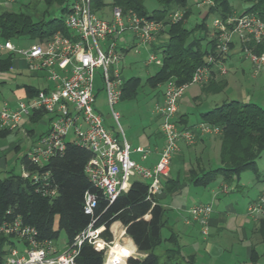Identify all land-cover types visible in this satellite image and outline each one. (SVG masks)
<instances>
[{
    "label": "built area",
    "instance_id": "built-area-1",
    "mask_svg": "<svg viewBox=\"0 0 264 264\" xmlns=\"http://www.w3.org/2000/svg\"><path fill=\"white\" fill-rule=\"evenodd\" d=\"M182 15V11L175 10L169 19L176 22ZM63 22L68 35L57 31L48 40L27 47L0 39V51L20 56L30 73L43 72L49 83L48 87L17 101L14 106L3 103L0 106V130H15L20 127L23 117L35 111L44 112L48 116V127L26 152L28 160L36 168H41L50 157L62 153L69 142L87 148L91 157L84 172L110 202L128 189L134 177L145 180L149 195L156 197L162 191V179L169 175L178 143L182 141L191 145L199 137L220 133L219 126L204 121L191 127L178 123V100L188 85L206 82L217 72L225 74L226 61L234 50L249 60L252 76L264 70V53L258 54L248 46L264 40V21L254 13L235 12L224 18L215 16L205 64L197 66L186 83L177 84L174 79L164 83L162 101L155 105L164 145L157 162L149 168L131 158V153L135 152L142 160L146 159L149 154L146 147H132L122 132L113 133L104 126L102 116L94 107V77L98 72L111 117L118 122L119 114L113 110V105L120 99L123 79L117 63L125 49L118 48L117 38L130 33L140 45L157 44L163 23L140 16L133 10L123 11L117 6L111 8L110 18H103L91 10L90 0H73ZM144 64L161 66L162 57L150 53ZM20 168L21 177L33 183L34 191L49 197L56 195L49 183L48 172L30 171L23 165ZM95 203V194L86 191L85 213H92ZM212 211L210 203H197L187 209L189 218L199 225L203 237L209 233ZM247 213L264 215V192L249 203ZM103 231V225L94 227L88 224L70 241L59 246L58 239L40 238L35 227L24 223L19 214L7 209L0 212V235L11 238L15 245L8 248L3 264H77L83 243L102 252V264H131L130 259L145 256L130 247L122 236L108 239L103 236Z\"/></svg>",
    "mask_w": 264,
    "mask_h": 264
},
{
    "label": "trees",
    "instance_id": "trees-1",
    "mask_svg": "<svg viewBox=\"0 0 264 264\" xmlns=\"http://www.w3.org/2000/svg\"><path fill=\"white\" fill-rule=\"evenodd\" d=\"M44 8L42 18L35 20L24 11L5 10L0 13V39H29L42 42L48 40L55 32L68 35L63 18L51 17L45 19L50 8L58 6L66 13L73 0H41ZM157 7L148 10L146 0H111V7H120L123 11L133 10L138 15L148 19L161 21L167 38L152 44V48L160 51L162 64L153 75L142 80L131 76L121 85V99H134L142 85L157 88L169 79L177 84L190 80L197 66L205 64L207 46L212 42L202 35H194L196 29L205 27V19L209 14L217 17H227L236 11L230 0H213L201 22L192 28L185 27L184 22L191 13L187 0H154ZM246 3L241 12L254 13L264 21V0H241ZM105 0H90L93 12H99L105 6ZM183 10L181 19L171 22L169 15L177 9ZM163 31V30H162ZM205 41V43H204ZM204 43V44H203ZM248 46L256 53H264V40L259 43H249ZM11 57V55H9ZM9 57L0 59V71L8 69ZM209 85L214 81H209ZM27 97L34 95L38 89L24 85ZM204 90V88L202 89ZM45 113L35 111L29 117L37 121ZM179 116L177 121L182 126L191 127ZM180 118V119H179ZM200 121L220 127L219 133V165L213 169L190 170L189 181L199 186H206L218 178L229 182L234 177L239 178L241 172L249 170L255 176H260L257 160L264 155V109L250 101L237 99L224 100L221 104L200 114ZM9 130H0V136H5ZM91 157V152L72 142L60 154L52 156L41 168H36L27 158L26 153L18 157L20 166L30 171H46L49 173V183L56 190L54 197L44 196L34 191L33 183L22 178L20 173L8 169L0 178V212L10 209L19 214L24 223L35 227L38 236L44 239H59L60 232L65 233V240L70 241L76 234L85 229L88 224L94 227L103 225V236L112 238L110 226L120 222L125 227V234L130 237L138 252L145 253L142 259H130L131 264H192L191 260L180 255L176 241L171 234L163 239L161 229L165 225L166 209L155 196L148 193V184L141 178L134 177L126 191L120 192L114 200L108 201L102 192L96 188L84 172V167ZM92 192L96 203L92 213L84 211V193ZM256 233L260 243L264 245V216L258 220ZM170 242V247L163 251V257L155 253V249L164 241ZM14 241L0 235V264H3L8 248L14 246ZM103 255L93 245L83 243L80 247L77 264H102Z\"/></svg>",
    "mask_w": 264,
    "mask_h": 264
},
{
    "label": "rangeland",
    "instance_id": "rangeland-1",
    "mask_svg": "<svg viewBox=\"0 0 264 264\" xmlns=\"http://www.w3.org/2000/svg\"><path fill=\"white\" fill-rule=\"evenodd\" d=\"M210 1H212V3L214 2L213 0ZM110 2L111 0H105V6L102 7L99 12H96V14L102 16L103 18H110L112 8ZM230 3L236 12H241V10H243V8L246 6V3L241 0H230ZM210 5L212 4H209L207 0H187V7H190L191 13L184 22L185 27L190 29L195 24L200 23ZM6 7L8 10L12 11L28 10L30 12L36 13L37 15L43 10L44 5L41 0H8ZM146 7L148 10H151L157 7V3L154 0H146ZM177 10L182 11L183 13L182 9L179 8ZM62 15L65 14L59 10L58 6L54 5L50 8L45 19H49L51 17H60ZM32 17L35 20L37 19L35 15H32ZM214 17L215 16L213 14H209L205 19V27L203 29H196L194 35H202L205 37V40H209ZM164 31L165 30L163 29V31L158 35V38L163 36L165 33ZM35 42L37 41H30L29 39H22L20 41L12 40V43L19 47H27L29 44ZM117 45L118 48L125 49L122 51L121 58L117 63V67L121 71L122 79L136 76L144 80L147 76L152 75L158 69L157 65L150 64L146 66L144 64L150 53L161 56L160 51L154 50L151 45L143 46L138 44L137 39L130 33H124L119 36L117 38ZM235 57L236 58L232 66L226 64L227 72L222 74L223 76L217 72L215 76L213 75L212 78L206 82L198 84L193 83L186 87L178 100V104L181 100L179 110L181 113L186 115L189 123L199 122L201 113L221 104L224 100L237 99L242 101H250L264 109V70L259 72L256 76H252L251 73V78L253 79L249 80L250 78L248 75L250 71H252L251 63L247 58H244L242 54L236 55ZM15 63V67H17L19 61H15ZM19 66L22 68L21 65ZM17 69L19 68L0 72V83H2L0 86V102L1 100H4V98H7L8 87L14 84V82L30 80L33 83V81H35L34 79L26 77H21L22 79L18 78ZM242 71H244V73ZM218 77H221L222 79H219ZM209 81H214V83L209 85ZM163 88L164 84L159 85L155 89L150 88L147 85H142L139 87L138 93L134 99H119V101L113 105V110L119 114L118 122H116L111 117V109L106 102L105 92L103 91L101 85V78L99 73L96 72L94 77V107L102 116L104 126L109 131L118 134H121L122 132L125 138L132 144L143 143L145 136L149 135L151 132H154L160 123L159 115L155 112V105L160 103L156 102V100L157 95L162 93ZM203 88L204 90H202ZM195 95L198 96L193 99ZM212 136H215L217 139L219 138V134ZM17 138L22 139V142L20 143L19 148L15 151L11 144H15ZM27 145V141L22 136L16 137L15 134L0 136V178L4 177L7 169L10 168L13 169L14 173H20L21 168L17 158L24 154ZM193 146L194 144L188 145V151L186 150V153L189 154H186L184 155L185 157L182 156L181 159H178V164L180 166H182L184 169H195V171L204 166H208L209 168L218 166L217 152H210V162L207 165L205 164L206 155L195 151ZM184 159L187 160L185 161ZM2 162L6 163V169H4V167L1 165ZM257 164L259 170L264 171V155H262L257 160ZM189 169H187L188 171L186 170L185 172L186 177L187 173L189 176ZM253 178L254 174L251 171L246 170L241 173L240 180L236 181V178L234 177L233 180L227 182V185H229L231 189L235 188L237 183L245 185L243 194L245 198H248L257 194L255 192V185H253V182L251 183ZM219 183L220 180L218 182L214 181L212 185H217ZM238 194H240V192ZM168 199L169 197H167L163 203H168ZM194 199L195 198L189 194V190L184 189L182 195L179 198L169 203L170 208H168L166 211L167 216L171 218L172 214L176 212L178 207L184 204H191ZM263 216L264 215L254 217L258 219ZM208 230L210 231V224ZM199 231L201 234L200 227ZM161 234L162 237H166L168 235L167 229L162 228ZM201 236L203 237L202 234ZM256 237L259 238L258 235ZM64 242H66L65 233L61 231L57 244L60 246ZM167 246L168 245L163 242L157 247L155 251L161 254Z\"/></svg>",
    "mask_w": 264,
    "mask_h": 264
},
{
    "label": "crops",
    "instance_id": "crops-1",
    "mask_svg": "<svg viewBox=\"0 0 264 264\" xmlns=\"http://www.w3.org/2000/svg\"><path fill=\"white\" fill-rule=\"evenodd\" d=\"M7 2L8 0H0V13L8 10L6 7ZM24 12L31 16L35 15L37 17L36 20L42 18V11L37 15L36 13L30 12L28 10H24ZM166 38L167 34L164 33L163 36L159 38L158 42L164 41ZM9 55V52L7 51H0V59L9 57ZM236 55H239L237 50L231 52L226 64L232 66ZM9 60L11 63L9 64L7 70H13L14 68L20 69L21 67L19 65H21L23 69H17L18 76H16L18 78L26 77L34 79L35 81H33V83L30 80L14 82V84L8 87V96L7 98H4V100H1L0 106L3 103L14 106L17 101L24 100L27 97L24 85L38 90L49 86L45 74L43 72L30 73L26 69L24 59H22L20 56L11 55ZM15 61H19V65L17 64V67H15ZM242 72L244 73V71ZM248 76L250 78L249 80L253 79L251 78V71ZM218 78L222 79L221 77ZM124 80L126 79H123V81ZM1 84L2 83H0V86ZM162 94L163 91L161 94L157 95L156 102L162 101ZM196 96L198 95H195L193 99ZM180 103L181 100L178 104V111L176 114L177 118L184 115L181 117L183 121L186 124L194 125L195 123H189L186 115L180 112ZM47 127L48 116L46 114L41 116V118L37 121H34L30 119L29 116H26L21 120L20 127L9 131L7 135L15 134L16 137L22 136L27 141L28 145L25 149V154L33 144L35 138L38 135L46 132ZM21 142L22 139L17 138L16 143L11 144L15 151L19 148ZM128 143L131 144L132 147L142 145L149 150V154L144 160H142L140 155L135 152L131 153V158L145 167L152 168L157 162L159 152L164 145V139L158 125L154 132H151L149 135L145 136L143 143L132 144L129 141ZM193 144L195 151L206 155L205 164L207 165L210 162L209 156L211 153L217 152V162L219 165V141L217 138H215V136L213 137L212 135H204L199 137ZM187 149L188 145H186L184 142L180 141L178 143V150L173 154L172 157L169 175L162 179V191L156 195V198L158 202L166 209V211L168 208H170L169 203L179 198L182 195L184 189H188L189 194L195 199L191 204H184L178 207L176 212L172 214L171 218L165 214L166 222L162 228L167 229L168 235L162 238L167 239L172 234L174 240L176 241L180 255L182 256V260L189 258L192 264H264V245L260 243L259 238L256 237L258 219L260 218L257 219L256 217L247 213V206L249 203L256 200L264 192V171H260L258 168L260 176L257 177L254 175V178L251 180V183L253 182V185H255V192L257 194L248 198H245L243 194L245 185L237 183L236 187L231 189V187L227 185V181H224L221 178L215 180V182L220 180V183L217 185H212L214 181L206 186L195 185L189 181L188 173L186 177L185 172L189 168L184 169L178 164V159H181L182 156L185 157L184 155L189 154L186 153ZM184 160L186 161L187 159ZM1 165L4 167V169L7 168L5 166V162H2ZM201 169L209 170L213 168L204 166L196 171L199 172ZM240 175L238 179L236 178V181L240 180ZM239 192L240 194H238ZM167 197H169L168 203H163ZM197 203H210L212 205L213 211L209 220L210 231L207 237L201 236L198 224L189 218L187 214L188 207ZM110 232L113 238L122 236L123 240L126 241L130 247L136 248L130 237L125 234V227L122 226L120 222H114L110 226ZM163 242L168 245L165 247V249L171 246L168 240H164ZM155 253L157 252L155 251ZM157 254L160 257H163V252L161 254Z\"/></svg>",
    "mask_w": 264,
    "mask_h": 264
}]
</instances>
